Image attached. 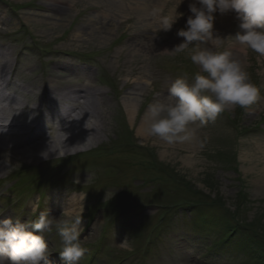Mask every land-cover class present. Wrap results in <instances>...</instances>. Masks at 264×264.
<instances>
[{"label":"rangeland","instance_id":"374dc122","mask_svg":"<svg viewBox=\"0 0 264 264\" xmlns=\"http://www.w3.org/2000/svg\"><path fill=\"white\" fill-rule=\"evenodd\" d=\"M181 2L0 0V50L15 64L13 82L33 83L50 70L72 89L91 84L106 92L108 114L97 119L106 128L90 148L113 149L94 161L93 153L45 164L26 160L0 174L3 215L35 219L47 209L59 218L77 209L89 250L79 264H264V57L229 37L238 30L234 13L230 28L215 14L214 33L225 39L222 49L245 63L258 100L220 114L190 144L139 132L148 105L163 99L176 78L191 82L198 71L186 52L169 53L183 42L177 32L191 1ZM176 9L184 16L160 30L161 18ZM140 36L157 44L153 52L136 51ZM131 97L138 103L130 114ZM21 170L24 182L17 181ZM15 195L29 198L24 211L3 205ZM45 240L48 264H64L60 237L53 232Z\"/></svg>","mask_w":264,"mask_h":264},{"label":"clouds","instance_id":"9594fccd","mask_svg":"<svg viewBox=\"0 0 264 264\" xmlns=\"http://www.w3.org/2000/svg\"><path fill=\"white\" fill-rule=\"evenodd\" d=\"M188 8L191 14L177 32L183 42L169 53L186 52L198 71L191 82L187 75L176 78L167 95L150 103L144 114L148 135L169 145L192 142L200 127L237 107L247 109L260 95L245 63L221 48L225 39L214 33V22L217 13H234L238 30L229 37L264 57V0H191ZM183 16L177 9L174 15L163 16L160 30L170 31ZM42 155L47 158L48 152ZM81 223L82 215L64 217L62 213L56 218L47 209L24 223L19 218L3 220L0 264H48L52 251L45 238L53 232L60 237L59 254L64 264H79L89 251L81 242Z\"/></svg>","mask_w":264,"mask_h":264},{"label":"bare ground","instance_id":"6f19581e","mask_svg":"<svg viewBox=\"0 0 264 264\" xmlns=\"http://www.w3.org/2000/svg\"><path fill=\"white\" fill-rule=\"evenodd\" d=\"M221 22L222 27H232L231 13L221 15ZM153 46L157 44L140 36L135 49L138 53L148 50L151 53ZM2 52L0 50V174L15 166H24L22 161L44 162L42 164L60 162L66 152L89 151L91 143L98 140L101 130L106 128L97 121L98 118L105 120L108 114L107 102L103 99L106 92L92 91L91 84L85 89H72L58 83V77L50 70L36 82L16 84L13 82L15 64L11 58H4ZM136 98L125 101L130 114L138 103ZM82 119V124H79ZM147 127L144 120L139 129L143 137L148 135ZM67 147L74 148L68 150ZM44 152H48L47 158L42 155ZM57 152L60 155L57 156ZM74 209L69 210L71 216L79 213H72L77 210Z\"/></svg>","mask_w":264,"mask_h":264}]
</instances>
